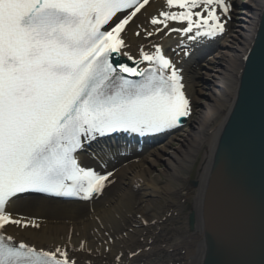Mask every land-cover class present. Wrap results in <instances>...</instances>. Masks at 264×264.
<instances>
[{"label": "snow or ice", "instance_id": "1", "mask_svg": "<svg viewBox=\"0 0 264 264\" xmlns=\"http://www.w3.org/2000/svg\"><path fill=\"white\" fill-rule=\"evenodd\" d=\"M148 3L0 0V264H76L67 248L14 243L7 226L40 225L14 217L9 202L26 193L101 196L114 172L106 170L107 160L103 170L81 166L78 150L111 133H164L190 115L182 70L159 45L151 53L141 48L139 59L124 51L126 26ZM165 4L169 10L150 23L193 42L223 34L232 8L230 0ZM169 21L186 26L170 28ZM120 56L135 66L113 59Z\"/></svg>", "mask_w": 264, "mask_h": 264}, {"label": "bare ground", "instance_id": "2", "mask_svg": "<svg viewBox=\"0 0 264 264\" xmlns=\"http://www.w3.org/2000/svg\"><path fill=\"white\" fill-rule=\"evenodd\" d=\"M239 1L245 3L244 0ZM247 1L248 3H245L249 7L247 18H243L239 22L234 43L224 42L217 50L218 64L215 68L198 70L199 68L190 62L191 56L189 59L182 57L181 64L176 60L179 56L172 58L176 67H180L178 69L182 70L185 94L190 95L202 78V85L209 84L207 99L202 101L201 113L196 118L193 127L187 131L183 145L167 151L166 143L170 140L156 144L162 150L157 153L159 157L163 156L165 151L164 158L168 166L169 178L182 176L183 169L192 162L196 147L204 141L207 145L199 168V183L194 197L193 215L188 224L189 227L182 234L175 235L164 244L165 249L183 247L185 264H202L205 246L202 238L201 207L206 178L218 136L236 96L242 59L254 38L264 5V0ZM168 10L165 0H149V3L126 26V32L123 34L126 45L124 51L139 59L141 48L151 53L154 51V45H159L163 54L169 58L171 53L169 54L168 51L174 50L176 43L181 42L189 46L187 41H181L180 33L168 32L163 26H154L150 23L152 16H159V12ZM123 14L119 15L122 17ZM168 26L180 28L186 25L169 21ZM156 27H161L162 30L157 33ZM137 32L140 33L139 36L136 35ZM148 32H152L153 35L148 36ZM211 45H214V42L207 41L199 50L197 49V55ZM188 49V47L181 49L183 56ZM191 50H195L194 46ZM114 58L120 63L135 66L132 61L127 60V57ZM145 66H147L146 62L140 64L141 68ZM200 72L202 77H198ZM221 111L224 113V117L216 128H210L209 123ZM162 134L143 135L141 139L143 142L140 144L134 133L106 136L105 139L96 140V144H94L96 146L93 148L78 150L75 155L81 166L103 170L101 165L107 160L106 170L114 172L112 177L114 183L104 191L103 195L96 196L89 201L76 197L49 196L42 193L19 194L18 198L9 202L6 206L7 210L16 218H35L40 227L20 228L9 225L4 229L5 234L13 236V241L23 240L29 245H34L37 249L54 250L56 246L67 248L69 258L74 259L76 264H136L145 255H152L148 257L152 263L163 264L161 261H156L159 259L161 245L154 244L152 241L149 243L148 239H145V242L139 243L138 247H135L134 243H137L140 233L147 226L141 221L133 222L129 216V212L132 210L133 188L144 184L143 192L155 193L158 191L156 183L148 177L147 162L154 160L151 154L156 152L150 148L153 145L151 138H158ZM102 141L105 142L103 145L100 144ZM89 143L91 142L86 145H91ZM101 149L103 152L100 151ZM105 153L111 155L105 156ZM173 186L169 181L165 191L168 198H172L175 193L176 189ZM99 231L101 234L106 233L105 235L100 234V244L93 243L92 240L99 236ZM81 243L84 245L83 250L80 248ZM116 257H120V259L117 260Z\"/></svg>", "mask_w": 264, "mask_h": 264}, {"label": "water", "instance_id": "3", "mask_svg": "<svg viewBox=\"0 0 264 264\" xmlns=\"http://www.w3.org/2000/svg\"><path fill=\"white\" fill-rule=\"evenodd\" d=\"M202 219L203 264H264V7L218 136Z\"/></svg>", "mask_w": 264, "mask_h": 264}, {"label": "rangeland", "instance_id": "4", "mask_svg": "<svg viewBox=\"0 0 264 264\" xmlns=\"http://www.w3.org/2000/svg\"><path fill=\"white\" fill-rule=\"evenodd\" d=\"M246 1L247 0H244L245 3H248V1ZM230 2L232 4L229 13L230 18H224L227 22L223 34H219L215 36V38H201L199 41L192 42L195 50L191 51L186 59H189L191 56L190 62L193 66L198 67V70H212L216 67V64H218L217 50L221 48L222 43L224 42L234 43V36L237 35L239 22L243 20V18H247L249 7L245 3L240 2L239 0H230ZM182 39L184 41L187 38L186 36H182ZM209 40L213 41L214 45H211L208 49H205L201 54L198 53L199 55H197V49L199 50L200 47L205 45ZM186 46L187 44L176 43V48L172 51L170 50V53H172L171 56H179L178 59L180 60L183 57L180 56L182 53L181 49ZM180 63H182V60ZM198 77H202L201 72ZM202 83L203 78L199 84L195 85V90H193L190 95L188 93L185 94L190 101L191 112L188 117L183 118L181 125L163 133L158 138L150 139L153 144L150 148H153L156 152H152L151 154V157L154 158V160L147 162V167L149 168L148 177L156 183L158 191L155 193L143 192V188L145 187L144 184L132 189L133 203L132 210L129 212L130 219L133 222L141 221V223L147 226V228L140 233V236L136 241L137 243H134V245L135 247H138L137 244L145 242V239H148L147 242L149 243L152 241L154 244L161 245L162 247L160 246L159 249V259L156 261H161L163 264H185L184 262H186L183 247L180 246L177 247V249H165L164 244L175 235L182 234L185 229H188L189 227V215L193 210L194 197L199 183V168L207 145L204 141L200 146L196 147V150L193 153L192 162L183 169L182 176L169 178L167 173L168 166L164 158L165 151L163 156L159 157L157 153L162 150L156 144L161 141L166 142L167 140H170L166 143L167 151L174 150L178 146L183 145L187 131L193 127L196 118L201 113V108L203 106L202 101L207 99L209 84H203V86ZM223 117L224 113L221 111L216 118L209 123V127L216 128ZM97 140L99 141L100 139ZM104 143L105 142L102 141L100 144L103 145ZM89 144L91 145H85L84 150L96 146L94 145L96 142H91ZM169 181L176 189L172 198H168V196L165 195ZM86 229L88 230V228ZM98 233L99 236L92 240L94 241L93 243L100 244L99 240L101 235H105L106 232L101 234L99 231ZM89 247H92V245H89ZM151 256L152 255L142 256L136 264H155L148 259V257Z\"/></svg>", "mask_w": 264, "mask_h": 264}]
</instances>
